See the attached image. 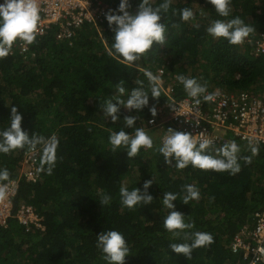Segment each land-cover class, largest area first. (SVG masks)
I'll list each match as a JSON object with an SVG mask.
<instances>
[{
    "label": "trees",
    "instance_id": "1",
    "mask_svg": "<svg viewBox=\"0 0 264 264\" xmlns=\"http://www.w3.org/2000/svg\"><path fill=\"white\" fill-rule=\"evenodd\" d=\"M99 1L105 12L117 9L120 3ZM140 2L129 0V11L135 12ZM151 2L158 6L163 0ZM182 8H190L194 18L182 21ZM237 16L256 29L242 45L207 34L212 21ZM161 22L167 27L164 45L154 43L131 67L109 55L114 41L105 13L96 24L84 22L75 28L70 41L58 40L59 27L51 25L27 51L21 52L14 44L12 54L0 59V130L10 125V108L16 106L23 117L22 130L30 136L55 133L60 141L53 174L37 173L34 181L26 180L20 172L26 148L0 153V169L7 168L10 180H17L9 197L10 214L0 224V264H106L96 247V235L109 230L125 237L130 248L126 264H247L242 251H232L231 241L239 230L251 229L255 213L264 209V143H259V155L251 164L240 160L241 171L236 175L191 165L177 170L164 164L158 149L169 127L177 131L168 103L187 96L177 75L207 82L210 93L217 89L264 92V53L254 48L255 39L264 33V0H231L227 18L219 17L207 0H172ZM158 69H163L161 96L153 99L144 73ZM121 80L124 94L117 91ZM141 86L149 94L148 107L156 106L154 119L163 124L162 129L147 124L153 118L148 107L131 113L122 107L115 123L99 108L109 98L113 103L117 98L126 101L131 90ZM128 114L138 117L134 128L124 126L123 116ZM135 127L146 130L153 148H141L130 159L126 149L113 152L110 133L123 129L134 134ZM241 144L239 155H251L247 143ZM151 178V204L137 205L133 211L121 204V186L143 190L144 181ZM186 184L199 189L198 202H181ZM165 192L177 194L174 210L183 213L186 222L195 223L192 231L209 232L214 237L210 246L194 249L190 260L168 247L185 241L174 239L163 226L168 214L162 204ZM101 193L111 196L108 205L100 204ZM21 205L31 206L41 227L32 223L26 227L18 221L15 215Z\"/></svg>",
    "mask_w": 264,
    "mask_h": 264
},
{
    "label": "clouds",
    "instance_id": "2",
    "mask_svg": "<svg viewBox=\"0 0 264 264\" xmlns=\"http://www.w3.org/2000/svg\"><path fill=\"white\" fill-rule=\"evenodd\" d=\"M207 2L214 7L219 17L230 16L231 0H207ZM171 3L172 0H163V3L153 6L151 0H141L135 12H131L129 0H120L117 9H109L105 13V19L113 33L114 41L109 55L121 58L126 66L131 67L152 49L154 43L164 45L167 27L161 20L162 15L168 13ZM40 13V0H4V3L0 4V59L12 54L13 45L17 41L22 42L24 51H27V46L37 42V36L42 34ZM175 14L174 10L173 15ZM179 16L182 21L187 22L194 18V13L190 8H182L179 10ZM206 31L213 38H224L231 45H242L256 29L237 16L231 19H216L210 23ZM144 75L149 81L151 97L159 98L162 84L160 77L151 71H145ZM176 80L183 86L187 97L191 98L197 106L201 104V100L215 102L220 95L219 90L208 92L207 82L201 84L197 78L179 74ZM117 91L120 94L125 93L122 80L117 84ZM114 101L115 103L109 98L103 104H99L103 115L107 119L110 118L112 123L120 119L122 107L128 113L141 112L148 107L149 94L141 86L133 88L126 101L119 98ZM168 106L174 110V105ZM148 111L153 118L156 117L155 105L148 107ZM9 118L10 125L0 130V153L7 155L25 148L31 153L38 152L40 158L36 172L52 175L56 167L60 143L56 134L45 137L33 133L30 136L27 131L22 130L23 117L16 106L10 108ZM137 119L136 115L123 116L124 126L134 128ZM149 123H155V120H150ZM166 133L158 151L164 158V164L177 170H183L191 165L203 171L211 170L236 175L241 171V159L246 165L251 164L252 158L260 152L259 142L254 137L247 141V150L251 155L241 157L239 155L241 147L234 140L224 143L220 148H214L213 139L203 133L199 137H194L189 132L176 131L171 127L166 130ZM108 141L113 152L121 148L126 149L129 159L136 157L141 148H153V139L143 127H135L134 134H129L123 129L118 132L113 131ZM211 151L216 154H209ZM10 175L7 168L0 169V204L9 200ZM153 183L152 178L145 180L142 185L143 190L137 187L128 190L126 186H121L119 189L121 204L130 211L135 210L137 205L151 204L154 198L149 194L148 189ZM182 191L184 195L181 202L184 205H188L190 201L200 200V191L195 185H183ZM100 195V204L108 205L111 202L110 195L104 193ZM176 200L175 193L163 194L162 204L168 210V214L163 218V226L174 239L185 241L170 243L169 249L190 260L194 249L210 246L214 243V237L209 232L192 231L195 223L186 222L185 215L174 210L173 201ZM96 247L100 250L101 259L106 264H126V257L130 256V248L125 237L116 230L102 231L97 234Z\"/></svg>",
    "mask_w": 264,
    "mask_h": 264
},
{
    "label": "built area",
    "instance_id": "3",
    "mask_svg": "<svg viewBox=\"0 0 264 264\" xmlns=\"http://www.w3.org/2000/svg\"><path fill=\"white\" fill-rule=\"evenodd\" d=\"M4 0H0L3 4ZM41 21L40 30L42 34L51 26H58L56 38L58 40H71L74 29L84 22L96 24L98 19L105 12V7L101 6L99 0H40ZM255 51L264 53V33H260L254 41ZM15 46L24 52L22 42L17 41ZM29 46H27V50ZM153 73V72H152ZM161 76L163 69H158L153 73ZM170 86L165 90L168 91ZM219 90V89H217ZM215 92V91H214ZM220 95L215 102H204L195 105L191 98L185 96L180 101H170L168 105H174L173 122L177 131L189 132L194 137H199L201 133L210 137L214 145H223L230 142L227 137L231 133L234 138L247 143L249 138H255L259 143H264V93L252 94L248 91H226L219 90ZM167 105V106H168ZM160 111V110H159ZM147 124L162 129V123ZM155 120V119H154ZM167 133L165 132L163 137ZM39 153H31L27 148L23 152L20 172L26 180L34 181L37 178V164ZM17 187V180H11L9 197ZM10 198L7 202L0 204V224L5 223L6 217L10 214ZM19 222L25 226L29 223L41 227L39 217L31 209V206L21 205L16 211ZM233 252H243L247 264L264 262V209L255 213V224L251 229H241L234 234L231 241ZM249 257V258H248Z\"/></svg>",
    "mask_w": 264,
    "mask_h": 264
},
{
    "label": "rangeland",
    "instance_id": "4",
    "mask_svg": "<svg viewBox=\"0 0 264 264\" xmlns=\"http://www.w3.org/2000/svg\"><path fill=\"white\" fill-rule=\"evenodd\" d=\"M263 93H264V92H263ZM260 94H262V93H260ZM227 137H228V139H229L230 141H233L234 139H236V138H234V137L232 136L231 133H228V134H227ZM236 142H237V144L240 145V146L243 145V144H241L240 141H238V140H236ZM19 163H20V165H21V161H20ZM20 168H23V167H20Z\"/></svg>",
    "mask_w": 264,
    "mask_h": 264
}]
</instances>
